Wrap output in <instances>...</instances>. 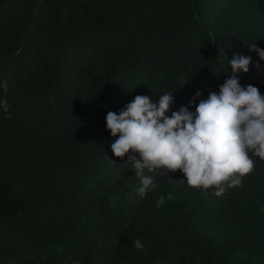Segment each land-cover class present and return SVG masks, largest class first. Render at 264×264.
Here are the masks:
<instances>
[{
	"label": "trees",
	"instance_id": "16d2710c",
	"mask_svg": "<svg viewBox=\"0 0 264 264\" xmlns=\"http://www.w3.org/2000/svg\"><path fill=\"white\" fill-rule=\"evenodd\" d=\"M253 43L264 0H0V264H264V160L221 196L145 169L142 197L106 127L136 95L194 112L235 55L264 95Z\"/></svg>",
	"mask_w": 264,
	"mask_h": 264
},
{
	"label": "clouds",
	"instance_id": "9594fccd",
	"mask_svg": "<svg viewBox=\"0 0 264 264\" xmlns=\"http://www.w3.org/2000/svg\"><path fill=\"white\" fill-rule=\"evenodd\" d=\"M250 51L264 60V49L255 43ZM251 63V57L243 55L229 60L232 76L207 99H200L202 93L197 92L191 102L194 112L185 106L168 115L174 97L166 92L157 100L136 95L118 114L107 113L106 127L116 138L110 144L111 153L131 162L142 184L140 196L156 188L153 178L143 175L145 169L179 170L188 186L215 188V195L221 196L255 170L250 153L264 160V95L256 86H242L237 78L241 71L249 72ZM134 246L144 248L139 239Z\"/></svg>",
	"mask_w": 264,
	"mask_h": 264
}]
</instances>
